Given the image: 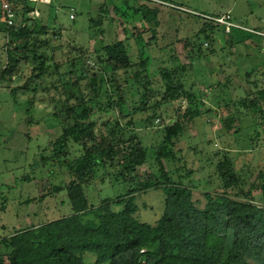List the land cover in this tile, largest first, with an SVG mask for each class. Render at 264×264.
Here are the masks:
<instances>
[{
	"label": "trees",
	"instance_id": "obj_1",
	"mask_svg": "<svg viewBox=\"0 0 264 264\" xmlns=\"http://www.w3.org/2000/svg\"><path fill=\"white\" fill-rule=\"evenodd\" d=\"M1 3L2 0L0 33L7 37L1 53L5 60L0 54L3 87L8 88L16 78H22L23 69L28 65L39 72L32 77H58V83L48 87L56 93L50 99L53 117L62 122L61 134L39 155V161L42 166L52 162L60 169L66 168L71 180L65 189L73 213L1 239L0 264H7V258L8 264H84L86 253L95 257L94 264H264V171H259L258 183L247 188L252 175L246 173V165L237 164L242 153L250 149L240 146L239 136L244 131L242 117L250 119L256 131L257 127L264 130L263 73L253 90L232 103L235 114L222 122L227 136L234 138L236 148H233L235 145L226 147L221 140L223 146L210 152L209 166L213 172L209 177L214 181H209L210 178L208 181L214 191H205L203 203L194 199L193 191V175L202 168L190 167L186 150L177 147L188 125L215 110L206 105L205 94L195 80L192 81L196 73L193 60L178 67L161 68L159 62L164 63L163 59L154 57L151 41L136 27L130 30L125 22L120 25L124 39L102 41L93 48L79 45L73 49L76 56L70 54L66 62L58 63L54 54H48L53 28L39 10V3L12 0L17 16L10 27L4 20ZM140 7L136 11L142 12L143 19L153 15L144 6ZM36 9L40 16L32 18L30 14ZM223 16L226 15L205 17L201 30L186 40L191 45L190 58L201 61L213 54L205 53L204 49L210 51L211 47L204 45L212 46L218 28L226 33V26L215 20ZM92 21L95 26L96 21ZM230 21L235 24L231 16ZM235 25L228 35L238 27ZM148 30L153 33L152 39L157 40V28ZM101 32L103 35L104 30ZM200 35L204 36L203 42L197 40ZM248 41L249 38H244L239 42ZM160 51L169 52L167 48ZM88 62L102 66L106 74L112 75L102 80L101 95L96 93L98 85L93 78L84 83L88 79ZM128 70L133 71L129 90L140 98L133 113L145 116L140 122L146 128L153 126L148 135L141 134L135 127L137 121L132 119L122 125L118 119L117 113L125 117L127 101L116 74ZM155 76L161 77L159 91L153 87L152 77ZM246 76L251 79L250 72ZM206 80L211 79H205L204 84H208ZM219 85L218 82L213 86L209 84L206 92ZM246 87L250 89L247 83ZM17 91L14 89L12 93ZM24 92L29 90L25 88ZM111 92L117 99L109 94ZM104 95L108 97L107 103L101 98ZM34 99L29 100V110L34 106ZM182 99L185 107L177 104ZM168 104L175 105L176 118L154 129L155 122L162 117L161 109ZM237 118L239 125L235 124ZM146 166L148 169L143 174L140 169ZM109 180L122 185L123 191L102 200L98 206L91 204L84 188ZM63 189L54 186L52 193ZM255 189L261 190L259 201L253 194ZM150 190H163L165 194L164 213L154 225L136 218L139 207L135 198ZM114 205L122 209L114 211ZM91 214L97 222L84 221V217Z\"/></svg>",
	"mask_w": 264,
	"mask_h": 264
},
{
	"label": "rangeland",
	"instance_id": "obj_2",
	"mask_svg": "<svg viewBox=\"0 0 264 264\" xmlns=\"http://www.w3.org/2000/svg\"><path fill=\"white\" fill-rule=\"evenodd\" d=\"M141 5L153 15L143 19L142 12L136 11L140 10ZM37 6L53 28L50 33L52 48L48 49V54H54L58 63L66 62L70 54L76 56L77 52L73 49L79 45L93 48L102 41L109 43L124 39L126 36L120 25L125 22L130 30L136 27L147 41H151L150 48L154 57L163 59L164 63L159 62L161 68L178 67L190 59L195 62L196 73L192 81L195 80L205 94L206 105L215 110L212 114L201 115L188 125L177 147L186 150L190 167L202 168L193 175V191L194 199L205 203V191H214L209 184L212 179L209 176L213 172L209 166L210 152L223 146L221 140L225 141L226 147L235 145L233 148H236L234 138L227 136L222 122L235 114L232 103L240 101L253 90L255 83H258L257 78L264 74V36H261L264 34V0H52L51 4L39 3ZM229 11L232 21L238 26L233 29V34H224L222 28H218L212 46L204 45L205 48L211 47L210 51L204 49V52L213 54L201 61L190 58L191 45L186 40L201 30L206 22L204 18L227 15ZM93 19L96 21L95 26ZM153 27L157 28V40L152 39L153 33L148 30ZM101 29L104 30L103 35ZM244 38H249L250 41L240 43ZM197 40L203 42L204 36L200 35ZM6 42V35L0 33V54L4 51ZM163 48H167L169 52H161ZM136 53L133 51L134 55ZM1 57L5 60L4 54ZM89 57L87 55L86 59ZM90 63L86 66L89 69L86 74L88 79L84 83L93 78L98 85L96 93L101 95L104 89L102 80L109 79L112 75L106 74L102 66ZM23 70L22 78H16L8 88H4L0 81V242L17 232L31 231L73 213L65 189L71 180L66 168L60 169L52 162L42 166L39 161V155L61 134L62 122L53 117L54 107L50 99L56 93L49 90L53 83H58V77H32L39 72H34L30 65ZM247 72L251 73V79L246 78ZM132 75V70L116 74L127 101L125 117L117 113L118 119L122 125L132 119L137 121L135 127L141 134L148 135L153 126L146 128L140 122L145 116L133 113L140 98L138 94L132 95L129 90L133 82ZM205 79L211 80H206L208 84H204ZM152 80L153 87L157 91L161 90V77L155 76ZM262 81L264 84V76ZM216 82L221 85L207 93L209 84L213 86ZM246 83L250 89L246 87ZM24 87L29 92L25 93ZM14 89H18L16 94L12 93ZM140 90L142 91L141 88ZM109 94L113 96L112 92ZM30 98L35 99L34 106L29 110ZM101 98L107 103L106 95ZM177 104L186 106L183 99ZM237 108L240 109L239 105ZM161 114L154 129L169 124L176 118L175 105L163 106ZM109 117L112 120V116ZM242 118L244 131L239 136L240 146L250 149L242 153L237 164L246 165V173L252 175L248 178L249 188L251 184L258 183L259 171H264V130L257 127L256 131L251 126L253 123L250 119L245 116ZM237 120L235 124L239 125L240 119ZM249 138L252 141H248ZM149 154L152 158L153 152L150 151ZM147 169L148 166L140 171L144 174ZM54 186L64 189L53 194ZM84 191L90 203L98 206L102 200L119 195L123 187L109 180L105 183L96 182L85 187ZM253 194L257 201L261 199V190L255 189ZM135 202L139 207L136 218L142 223L154 225L164 213L165 194L163 190H150L137 195ZM112 209L120 211L122 207L114 205ZM88 220L98 221L94 214L84 217L85 222ZM83 261L84 264H94L95 257L86 253ZM6 263H9L8 258Z\"/></svg>",
	"mask_w": 264,
	"mask_h": 264
},
{
	"label": "built area",
	"instance_id": "obj_3",
	"mask_svg": "<svg viewBox=\"0 0 264 264\" xmlns=\"http://www.w3.org/2000/svg\"><path fill=\"white\" fill-rule=\"evenodd\" d=\"M11 1L12 0H2V3H1V9H2V13H3V17H4V20L7 24V26H9V27L13 26L15 24V20H16V16H17L16 11L12 7ZM28 1L31 3H45V4H50L52 2V0H28ZM30 16L32 18H38L40 16V12L36 9L30 14ZM215 20H217L219 23L226 26V33L227 34L231 32L232 27L236 26L235 24H233L230 21L229 15L223 16V17L215 19Z\"/></svg>",
	"mask_w": 264,
	"mask_h": 264
}]
</instances>
